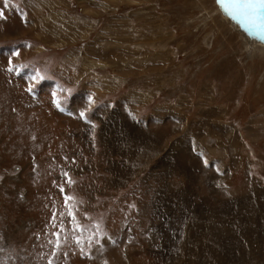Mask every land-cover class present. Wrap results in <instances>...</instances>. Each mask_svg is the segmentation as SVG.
<instances>
[{
	"label": "rangeland",
	"instance_id": "1",
	"mask_svg": "<svg viewBox=\"0 0 264 264\" xmlns=\"http://www.w3.org/2000/svg\"><path fill=\"white\" fill-rule=\"evenodd\" d=\"M0 10V264H264L258 37L217 0Z\"/></svg>",
	"mask_w": 264,
	"mask_h": 264
},
{
	"label": "snow or ice",
	"instance_id": "2",
	"mask_svg": "<svg viewBox=\"0 0 264 264\" xmlns=\"http://www.w3.org/2000/svg\"><path fill=\"white\" fill-rule=\"evenodd\" d=\"M217 3L223 10V12L234 22H236L246 33L252 36H256L262 40H264V0H217ZM9 6V0H3V8H7ZM0 17H3V11L0 10ZM12 55L19 56L18 52L12 53ZM9 67L8 71L13 72L14 68L12 67V61L9 59L8 61ZM39 77V73L36 76H33V81L37 80ZM42 79V78H41ZM28 91L31 92L32 88L29 87ZM57 106H59V102L57 101ZM91 103V100L89 101ZM80 117L86 119L85 112H80ZM67 174L65 173V176ZM71 183V181H68ZM60 191L63 193L64 189L60 188ZM70 197L65 196V201L67 202ZM69 216H72V213H68ZM73 221H75V217H72ZM53 227H56L55 224L56 215L54 214L52 217ZM78 227V225H76ZM60 231H63V226H60ZM54 236L57 237L56 247H59V238L60 232L53 233ZM51 264V262H49Z\"/></svg>",
	"mask_w": 264,
	"mask_h": 264
},
{
	"label": "bare ground",
	"instance_id": "3",
	"mask_svg": "<svg viewBox=\"0 0 264 264\" xmlns=\"http://www.w3.org/2000/svg\"><path fill=\"white\" fill-rule=\"evenodd\" d=\"M222 11V10H221ZM223 15V14H222ZM225 18H229L227 15H225ZM234 26V25H233ZM235 28V27H234ZM238 28H239V26H238ZM240 30V29H239ZM241 33V32H240ZM244 35H246V36H244ZM247 35L251 38V36L248 34V33H244L243 34V36L244 37H247ZM248 37V38H249ZM252 43L251 44H254V45H257V44H263L264 45V40H262V39H260V38H258L257 40H255L253 37H252ZM247 41V40H246ZM249 43V42H248ZM253 46V45H252ZM263 48V47H262ZM131 102V101H130ZM131 104H133V103H128V109H129V107L131 106ZM203 124L204 123H206V122H204V121H201ZM200 122V123H201ZM197 123H199V121L197 122ZM128 124V123H127ZM126 123H121V124H118V125H114V128H116V129H118V131L120 132V131H122V132H124V131H126V129H127V127H129L130 125L128 124V126L126 127L125 125H127ZM200 125V124H199ZM195 127H196V125H195ZM199 127V126H198ZM129 129H130V127H129ZM128 129V130H129ZM197 129V128H196ZM127 130V131H128ZM118 132V133H119ZM227 133V132H226ZM226 137H227V140L230 142V147H231V152H232V155H233V157H234V161H233V165L235 166V167H238V165H236V163H237V161L239 160V150H240V143H239V141H237L236 140V138H237V136H235V135H233V132L232 133H228L227 135H226ZM236 137V138H235ZM261 138V137H260ZM110 143V142H109ZM220 143V142H219ZM177 145V143H174L173 145ZM130 145V144H129ZM175 145V146H176ZM112 148H113V146L114 145H110ZM131 148H132V146H130ZM170 147V146H169ZM125 149H126V151H127V153L129 154V146L128 147H126L125 146ZM241 155V154H240ZM232 157V158H233ZM240 164V163H239ZM244 164V163H243ZM125 168H127L128 170H129V167L127 166V165H125ZM130 171V170H129ZM243 173L244 172H242L241 170H237L236 168H233V174L232 175H230V177L231 178H229V176L227 177L226 176V174H225V170L222 172L221 171V174L222 175H220V177L218 176L217 178H219L220 179V182H217V186L218 187H220V188H222V189H224V190H226V191H232V193H236V194H241L239 191L241 190L242 192H244L242 189H243V177H244V175H243ZM117 174V173H116ZM119 178V177H118ZM116 179V178H115ZM119 180V179H118ZM247 180L251 183L252 182V180H251V178H249V174H248V177H247ZM117 181V180H116ZM113 182V181H112ZM227 185V186H226ZM235 196H237V195H234L233 197H235ZM239 198H241V197H239ZM235 199V198H234ZM200 208V207H199ZM190 218V217H189ZM191 220V219H190ZM189 222V221H188ZM191 224H192V222H191ZM194 226V225H193ZM189 228V227H188ZM201 228H202V226H201ZM205 237V236H204ZM200 246V245H199Z\"/></svg>",
	"mask_w": 264,
	"mask_h": 264
},
{
	"label": "crops",
	"instance_id": "4",
	"mask_svg": "<svg viewBox=\"0 0 264 264\" xmlns=\"http://www.w3.org/2000/svg\"><path fill=\"white\" fill-rule=\"evenodd\" d=\"M199 121H200V120H199ZM201 121H203V120H201ZM217 179L219 180L218 182H220V179H219V178H217ZM239 192H240V193H242V191H241V190H240Z\"/></svg>",
	"mask_w": 264,
	"mask_h": 264
},
{
	"label": "water",
	"instance_id": "5",
	"mask_svg": "<svg viewBox=\"0 0 264 264\" xmlns=\"http://www.w3.org/2000/svg\"><path fill=\"white\" fill-rule=\"evenodd\" d=\"M234 29V28H233ZM235 30V29H234Z\"/></svg>",
	"mask_w": 264,
	"mask_h": 264
}]
</instances>
